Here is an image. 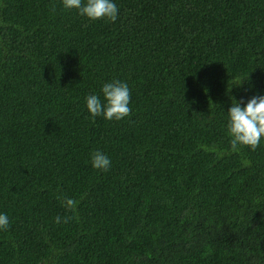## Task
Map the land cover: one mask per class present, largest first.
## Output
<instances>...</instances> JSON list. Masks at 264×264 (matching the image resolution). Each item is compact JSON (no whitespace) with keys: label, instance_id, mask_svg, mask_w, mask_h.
<instances>
[{"label":"trees","instance_id":"1","mask_svg":"<svg viewBox=\"0 0 264 264\" xmlns=\"http://www.w3.org/2000/svg\"><path fill=\"white\" fill-rule=\"evenodd\" d=\"M113 2L0 0V264H264V138L227 133L264 95V0ZM113 80L131 115L93 118Z\"/></svg>","mask_w":264,"mask_h":264},{"label":"clouds","instance_id":"2","mask_svg":"<svg viewBox=\"0 0 264 264\" xmlns=\"http://www.w3.org/2000/svg\"><path fill=\"white\" fill-rule=\"evenodd\" d=\"M62 4L65 9H76L81 16L89 20L106 19L115 22L118 18L119 9L113 0H62ZM52 11H55L54 5ZM245 80L228 83L226 94L230 93L233 84L239 86ZM101 91L103 101L96 94H90L85 98L87 110L93 118L102 116L109 121H119L131 115L129 107L131 94L126 82L120 80L106 82ZM233 100L235 102L227 111V133L231 137V148L237 150L239 145H243L255 151L261 139L264 138V95L252 96L243 106L240 102ZM91 163L93 168L105 172L111 167L110 158L99 150L91 154ZM57 199L61 200L68 211H76L78 202L75 199L61 195H58ZM70 219H72L70 216L64 217L63 222L67 223ZM55 220L56 223H60L61 217L57 216ZM8 227L7 214L0 213V230H7Z\"/></svg>","mask_w":264,"mask_h":264}]
</instances>
